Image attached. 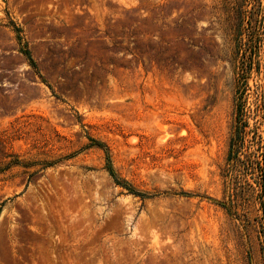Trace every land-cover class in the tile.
I'll return each instance as SVG.
<instances>
[{
	"label": "rangeland",
	"instance_id": "374dc122",
	"mask_svg": "<svg viewBox=\"0 0 264 264\" xmlns=\"http://www.w3.org/2000/svg\"><path fill=\"white\" fill-rule=\"evenodd\" d=\"M243 14L264 36V0H0V264H264L253 180L220 204Z\"/></svg>",
	"mask_w": 264,
	"mask_h": 264
},
{
	"label": "trees",
	"instance_id": "16d2710c",
	"mask_svg": "<svg viewBox=\"0 0 264 264\" xmlns=\"http://www.w3.org/2000/svg\"><path fill=\"white\" fill-rule=\"evenodd\" d=\"M245 24L251 22L243 14L234 33L233 54L237 62L234 113L226 166L222 172L228 200L220 204L229 210L241 205L242 180L250 177L254 183L249 184V190L258 200L264 219V92L261 95L262 91L258 92L259 86L254 89L249 83L255 72L258 76L260 74L264 36L254 32L252 28L248 29ZM95 142L105 148L101 143ZM106 155L107 169L115 183L139 195L140 193L116 173L108 150Z\"/></svg>",
	"mask_w": 264,
	"mask_h": 264
}]
</instances>
